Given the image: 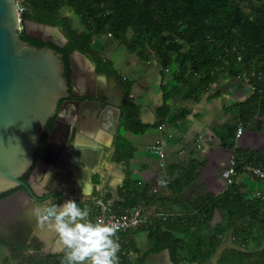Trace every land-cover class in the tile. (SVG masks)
<instances>
[{"label":"trees","instance_id":"16d2710c","mask_svg":"<svg viewBox=\"0 0 264 264\" xmlns=\"http://www.w3.org/2000/svg\"><path fill=\"white\" fill-rule=\"evenodd\" d=\"M25 10L21 24H36L56 28L66 43L57 47L27 36L24 29L19 38L29 46L50 47L62 55L76 51L90 59L97 71L115 77L125 89L119 126L123 132L142 135L150 128H159L170 114L169 101L199 102L208 94L219 77L247 80L250 96L243 101L230 102L225 113L231 120L221 128L220 146L233 150L236 176L231 185L218 194L198 195L184 200L185 191L196 181L204 163L190 160L180 168L179 176L163 183V190L140 185L129 175L119 188L122 208L111 212L120 214L133 207L156 210L166 203L182 209V215L161 216L153 211L146 222L136 229L118 235L120 247L116 264H144L150 256L165 252L171 264H264V194L250 197L243 192L246 185L236 183L245 166L264 171V0H22ZM67 8L70 14L63 13ZM77 19L83 27L72 26ZM110 37L129 53L137 49L140 61L151 54L160 67L159 89L161 104L156 109L157 120L152 125L140 121V107L133 102V81L121 76L110 60L102 58L92 45L96 38ZM169 77V80H167ZM221 92L208 94L207 101L221 97ZM184 117L183 114H181ZM51 123L46 126L50 130ZM118 126V129H119ZM241 137L258 138L254 148L236 147L237 131ZM118 133V134H117ZM119 130L115 135V151L129 162L135 147ZM250 135V136H249ZM240 137V136H239ZM28 170L20 181L27 182ZM97 187L98 179L92 176ZM252 181L261 183L259 178ZM13 190L0 195V199ZM92 193L91 199L97 200ZM186 199V198H185ZM221 215L214 224L215 217ZM93 213L88 214L92 221ZM207 229L208 236L203 232ZM146 235L149 246L137 247L138 235ZM0 238V244L13 254L31 249L39 251L37 240L28 243L20 233ZM114 239V236H113ZM115 240V239H114ZM229 240V244L227 242ZM136 255L135 261L131 257ZM66 256L47 254L36 264H64ZM4 258L0 264H8ZM21 264V263H18Z\"/></svg>","mask_w":264,"mask_h":264},{"label":"crops","instance_id":"0c3cea01","mask_svg":"<svg viewBox=\"0 0 264 264\" xmlns=\"http://www.w3.org/2000/svg\"><path fill=\"white\" fill-rule=\"evenodd\" d=\"M129 80H131V78H129ZM159 82L160 76L157 83L152 85V93H150V89H148L144 80L140 81V96L142 95V98L139 102L136 100L134 103L140 107V121L143 124L152 125L157 120L156 109L161 104ZM157 84L158 87L155 90L154 86ZM136 89H139V86H136L133 82L131 91H136ZM221 96L223 95L221 94ZM215 100L207 101L206 98H203L197 103H182L172 100L168 102L171 111L165 123L159 128H150L146 131H151V133L155 135L153 140L161 142L164 151L163 159L157 158L149 151L140 150L139 152L135 149L133 158L129 162L118 154V161H109V158H112V156L116 154L115 133L113 135L110 132L112 120H109L105 129L99 130L98 132H84L81 130L78 134H73L72 147L75 149V155L72 159L69 157V153L66 154L68 156L66 159L70 162L69 172L67 170V173H63V170H65L67 166L62 165L60 166L61 168H54L53 175L58 177L57 181L59 184L64 182L66 177L67 179H71L77 184L75 188H73L74 191L78 190L88 195L92 187L90 183L93 182L92 178L88 180V176L92 174L91 177L95 176L98 179L97 187L93 189L95 193L94 196L97 200L85 199L81 203L87 200L96 203L101 202L112 210L118 211L122 208L119 188L123 185L128 175L132 180L139 181L140 185L147 184L153 188L154 191H162L164 182L176 179L180 174L181 167L185 166L190 160H196L199 163H204V165L198 170L199 178L189 185L186 191L202 195L207 193L218 194L227 186L221 174L226 168L229 159L233 157L234 151L224 149L220 146L219 134L221 133V128L225 124L218 123L215 125L214 121L224 116L231 119L232 115L225 113V107L222 108L219 113L211 111V109L208 108L210 107L209 102H215ZM202 103H204L206 107L199 112L192 113V106H202ZM188 105L191 106V109H185V106ZM181 114H183L184 117H182ZM227 122H229V120ZM197 138L200 139V142H196ZM241 139L242 137H238L237 148L239 146H246L250 149L254 148V137L250 138L251 143L248 139L243 141ZM67 149L69 152L70 148ZM59 154L61 153H58V155ZM103 159H107L108 162L104 160V163H102ZM67 160H65L66 163L64 164H68ZM52 166L53 164L46 163V161L37 162L34 174L30 180L34 188H36L35 183L42 177L43 170L47 169L42 183L48 179ZM94 166V171L89 173L88 168ZM132 171L135 173L134 175H136V177L131 175ZM240 176L242 175L240 174L236 177V183L246 185L247 188H256L264 193L263 184L256 183L252 181V179L245 181L240 180V183ZM176 207L177 206H171L165 202V204L157 210L154 206L149 208L153 209L156 214L162 215L163 212H161V210L166 208L177 209ZM86 209L88 210V214H94L98 207L97 205H92L89 206V209ZM46 224L48 223L46 222ZM35 234L38 236L39 240L45 244L44 246L46 248L44 247V251L46 254H60L64 252L63 254L67 257L68 249L59 237L58 243H54V234H58L54 229L50 232V230L45 231L44 228H39ZM84 262L88 264V262ZM81 263L83 262H80V264Z\"/></svg>","mask_w":264,"mask_h":264},{"label":"water","instance_id":"95a60500","mask_svg":"<svg viewBox=\"0 0 264 264\" xmlns=\"http://www.w3.org/2000/svg\"><path fill=\"white\" fill-rule=\"evenodd\" d=\"M28 23L30 22L21 24L16 0H0V195L21 188L0 199V219L7 216L2 222L4 224L22 212L28 200H38V194L30 180L39 160L50 162L45 157L49 147L53 145L56 126H53L42 144L41 137L48 120L56 111L59 100L70 96L61 55L47 46H29L19 38V33L24 29L28 37L57 47H62L65 42L60 44L56 36L47 33L46 28L52 27L38 24L43 27L44 32L32 31L28 28ZM57 34L61 36L59 31ZM107 105L117 107L110 100H107ZM65 109L64 103L61 111ZM68 136L66 130V144ZM69 150L72 151L73 159L75 149L70 147ZM38 151L41 157L34 161V155ZM56 166L57 163L53 164L52 168ZM30 169V176L27 182L23 183L20 178ZM65 170L63 173H67L68 169ZM53 174L54 172L49 177V184H52L54 189H49L47 197L73 199L78 206L83 200L91 199L95 188L92 183L90 194L74 193L70 190L77 184L67 177V180L64 179V182L59 184ZM90 202L87 200L85 206L98 204Z\"/></svg>","mask_w":264,"mask_h":264},{"label":"flooded vegetation","instance_id":"af4514ba","mask_svg":"<svg viewBox=\"0 0 264 264\" xmlns=\"http://www.w3.org/2000/svg\"><path fill=\"white\" fill-rule=\"evenodd\" d=\"M30 32L33 35L38 36L37 33ZM75 55L84 56L83 54L74 51L67 55V63H65L64 58L62 59L65 68L64 77L67 80L69 87L68 93L70 96L59 100L54 115L46 124V126H48L49 123H51L50 130L54 125L56 126V129L52 140L53 145L49 147L45 159L50 161L48 162L49 164L57 163V166L54 168H61L60 166L66 165L68 172L70 162L66 159L68 158L66 154H68L67 148L72 147V135L78 134L81 130L84 132H98L99 130L105 129L109 120H112L110 130L114 127V131L115 129L117 131L121 117V108L125 99V89L115 77L98 72L96 65L85 56L86 60L91 62L92 68L91 70L83 69L74 59ZM107 100L115 103L117 107L107 105ZM64 103L66 104V109L61 111V107ZM46 126L40 144H42L49 135L50 130L47 132ZM66 130H68L69 133L67 144L64 140ZM61 148H63L62 151ZM58 153L61 154L58 155ZM40 155L39 151L36 152L34 155V161L39 160L41 157ZM72 156V151L70 152L69 150V157L72 158ZM65 160L68 161V164H64L66 163ZM54 168L50 170V175L44 183H42V181L47 169L43 170L42 177L35 183V191L38 194V200H28L24 210L15 218L6 222V224L2 222L6 220L7 216L0 219V238L11 237L12 235L20 233L24 239H27L28 243H31V239L37 240V242L40 241L36 234H31L32 229L35 227L38 231L39 226L42 223L38 209H41L39 212H42L47 206L52 204L59 206L65 202V200L56 197H47L49 189H54L52 184H49V177ZM91 178L92 177H90V180ZM56 180H58V177ZM20 189L21 188H17L13 190L11 194ZM11 194L6 195L5 197ZM86 202L79 203V207L82 209L84 207L89 209V206L92 205L85 206Z\"/></svg>","mask_w":264,"mask_h":264},{"label":"rangeland","instance_id":"374dc122","mask_svg":"<svg viewBox=\"0 0 264 264\" xmlns=\"http://www.w3.org/2000/svg\"><path fill=\"white\" fill-rule=\"evenodd\" d=\"M19 1H22V0H19ZM63 13L68 15V14H70V11L64 7ZM72 26H73V28H75L78 31L83 30V27L80 25V23L77 19L72 20ZM28 28L32 31L44 32L43 27H41L40 25H38L34 22L28 23ZM57 31H59V30L56 28H53L52 32L48 31L47 33L54 36V34H56ZM56 38L60 44L65 42V38L63 37L62 34H61V36H58V34H57ZM92 48L102 58H104L106 60H110V62L112 63L114 69L118 72V74H120L121 76H123L127 79L131 78V80H133L135 85L139 86V89H136V91H133V92L131 91V96L133 98V102H136V100H138V102H139V100L142 98V95L140 96V81L141 80H144L148 89H150V93H152L151 87H152V85L156 84L157 81L159 80V70H160V67L157 64L156 58L153 54H151L149 56V58H147L146 61H140L137 57V53H138L137 49L134 51V53H129L124 46L119 45L118 43L112 41L109 36L103 37L101 39L96 38L93 42ZM85 57L75 55L74 59L76 60L78 65L80 67H82L83 69L91 70L92 64L90 61L86 60ZM167 80H169V77H167ZM247 84H248L247 80L244 81V80L239 79V78L238 79H231V78H227L225 75L219 77L218 81L211 86V90L208 92V94H214L215 92H221L223 96H221L220 99L215 100V102H209L210 107H208V108L211 109V111H213V112L219 113L222 108L230 105V102H238V101L245 100L247 97L250 96V93H251V89H249ZM154 87L156 90V88L158 87V84ZM134 93H136V94H134ZM208 94L202 95L200 97V99L206 98V96ZM202 104H203L202 106H200V105L192 106L193 107L192 113L199 112L202 109H204L206 106H204L205 105L204 103H202ZM185 109H191V106H189V105L185 106ZM228 120L230 121L231 119L227 116H224L223 118H220L219 120L214 121V123H215V125H217L218 123L219 124H222V123L226 124V123H228L227 122ZM121 126L122 125H120L119 129H118L121 132L120 134L126 140L130 141L137 151H139V152H140V150L141 151L142 150L148 151V146L153 145L155 143V140H153L155 135L153 133H151V131H148L142 135H140V134L135 135V134H131L128 132H123V130L121 129ZM212 126H213V121H212ZM110 132H111V134L114 135V127H112ZM240 137H241V135H240ZM251 137L252 136L247 138L249 140V142L251 141V139H250ZM258 137H259V140H261V137H264V136L259 135ZM241 140L242 141L246 140V138H242ZM254 140L256 141V138H254ZM196 142H200V139L197 138ZM252 142H253V139H252ZM251 146H253V145H251ZM104 160L108 162L107 159H103L102 163H104ZM110 160H112V161L117 160L118 161L117 153L115 155H113L112 158H109V161ZM95 166L88 168V172L89 173L93 172ZM134 174L135 173L132 171L131 175L136 177V175H134ZM240 174L242 176H240L239 182H240V180L245 181V180L251 179V177L247 174L239 173L238 175H240ZM89 176H88V180H89ZM243 192L248 194L250 197L259 196L260 194H264L262 191H259L258 189L251 188V187L245 188V190H243ZM198 195H202V194H198V193L193 194L192 192L185 191L184 200L190 202V201L194 200L195 197ZM176 208L177 209L166 208V209L161 210V212H163V214H164V215L162 214L161 216L182 215V213H183L182 209L180 210L178 207H176ZM38 210L40 211L41 209H38ZM146 213H148L147 215L152 214L153 209H150V208L147 209ZM221 218H222V216L217 214V216L215 217L214 224L219 222L221 220ZM41 228H44L45 231L50 230V232H52V230H53L52 228L48 227V224H46V221L43 222V224H41ZM36 230L37 229L34 227V229H32L31 234H35L37 232ZM203 236L204 237L208 236L207 229L203 232ZM58 237H59L58 234L57 235L54 234V243H58V241H59ZM6 238H8V237H2V239L5 240V243L10 242V240L6 239ZM54 243H53V245H54ZM40 244H41V249L39 251H33L31 249H28L25 252L17 253V254H13L12 252H10L8 250V248H6L5 246H2L0 244V263L3 262L4 258L9 259L8 264H18V263L36 264V263H39V262H41V260L39 258L45 257L47 255V254H45V251H44V247H45L44 245L45 244L44 243L42 244V241L40 242ZM136 244H137V247L139 249H141V251H144L149 246V241L147 240L146 235L141 234L140 236H138L136 238ZM227 245H230L229 240L227 242ZM166 255L167 254H165V253H161V254H158L156 256H154V255L150 256L147 258V260L144 262V264H171L169 262L168 258L166 257ZM135 258H136V255H133L131 257V260L135 261ZM81 264H86V263L83 262Z\"/></svg>","mask_w":264,"mask_h":264},{"label":"clouds","instance_id":"9594fccd","mask_svg":"<svg viewBox=\"0 0 264 264\" xmlns=\"http://www.w3.org/2000/svg\"><path fill=\"white\" fill-rule=\"evenodd\" d=\"M41 222H48L68 253L64 264H116L119 243L113 239L115 229L101 222L88 219V210L82 209L73 199L62 205L52 204L43 209Z\"/></svg>","mask_w":264,"mask_h":264},{"label":"built area","instance_id":"2783aa9c","mask_svg":"<svg viewBox=\"0 0 264 264\" xmlns=\"http://www.w3.org/2000/svg\"><path fill=\"white\" fill-rule=\"evenodd\" d=\"M16 6L18 9V14L20 16L21 13L25 10V6L23 2L19 0H16ZM241 132V128H239L237 131V137L241 135ZM148 151L159 159L164 158L163 146L160 141H155L153 145H150L148 147ZM234 167L235 162L232 157L229 159L226 168L221 174L227 186L233 183V179L236 176ZM242 174H247L250 177L259 178L262 182H264V171L261 169L245 166L243 168ZM97 207L98 209L92 215V222H101L113 227L115 229V232L113 233L115 240H117L120 233L129 229L138 228L142 223L146 222L148 217L143 213L144 210L140 206L125 210L120 214L112 213L110 208L101 202H98Z\"/></svg>","mask_w":264,"mask_h":264},{"label":"bare ground","instance_id":"6f19581e","mask_svg":"<svg viewBox=\"0 0 264 264\" xmlns=\"http://www.w3.org/2000/svg\"><path fill=\"white\" fill-rule=\"evenodd\" d=\"M46 30H47V32L48 31H50V32H52L53 31V28H46ZM54 36H57V32H56V34H54ZM70 192H78V193H80V194H83L82 192H79L78 190H76V191H73V188L70 190ZM83 195H87V194H83Z\"/></svg>","mask_w":264,"mask_h":264}]
</instances>
